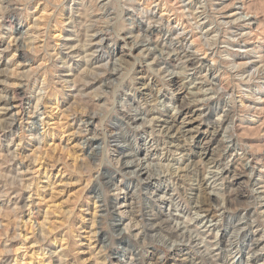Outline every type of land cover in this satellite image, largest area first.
Wrapping results in <instances>:
<instances>
[{"label": "clouds", "instance_id": "obj_1", "mask_svg": "<svg viewBox=\"0 0 264 264\" xmlns=\"http://www.w3.org/2000/svg\"><path fill=\"white\" fill-rule=\"evenodd\" d=\"M160 2L0 0V42L7 41L0 57L23 52L27 68L0 71V264H21L13 242L23 240V217L30 264H178L180 256L189 264H235L249 225L243 218L226 221L225 213L264 205V184L249 187L247 172L249 201L223 193L227 177L218 173L227 165L213 169L219 155L197 160L199 128L177 127V118L195 106V118L223 134V151L234 145L247 153L236 124L244 115L240 81L264 80V0H231L227 7L235 11L226 20L214 0L164 3V18ZM182 7L186 15L175 26L167 23ZM205 21L211 29L201 28ZM256 39L244 51L259 67L245 77L233 45ZM205 55L211 63L201 62ZM12 75L20 93L8 91ZM57 138L65 148L58 157L49 147ZM240 160L243 172L249 162ZM250 163L264 172V161ZM56 165L78 190L60 222L42 225L39 205ZM254 222L264 232V213ZM262 253L264 247H250L248 264Z\"/></svg>", "mask_w": 264, "mask_h": 264}, {"label": "rangeland", "instance_id": "obj_2", "mask_svg": "<svg viewBox=\"0 0 264 264\" xmlns=\"http://www.w3.org/2000/svg\"><path fill=\"white\" fill-rule=\"evenodd\" d=\"M178 0H161L158 5L157 12L160 18H164L167 16V10L164 8V3H167L169 7H174ZM231 3V0H214L212 7L214 10L223 9L222 20H226L232 17V13L235 11L233 8H228L227 5ZM183 7L177 12L173 13V19L167 21V23L175 26L178 23V17L185 16ZM180 23L187 24L188 21L186 19L180 21ZM202 29L208 30L212 28V21H205L201 25ZM232 28L234 30H240L238 25H233ZM182 30V29H181ZM255 31V28L252 29ZM246 31V30H240ZM214 34V33H213ZM64 33L54 34V38L58 36H63ZM11 39V37H9ZM196 40V36L192 37L193 42ZM259 39L254 41L244 43V44H234L233 46L239 51L233 53L235 63L244 65V67L238 69V73L247 77L252 71L254 67H259V65L249 64L248 61L251 59L248 55H246L244 49L252 48L254 44H258ZM7 41L0 42V48L6 47ZM120 53L123 51V42H120ZM135 54V51H134ZM12 57L11 62L9 57ZM202 63L207 62L211 63L208 55H205L201 61ZM81 64L82 70L83 62H77ZM17 65L21 67L17 69ZM5 68L9 70L15 69L17 71H26V65L24 61V53L16 52L13 56L11 52H5L2 57H0V71H3ZM78 70V71H79ZM78 74L74 73L73 75ZM211 78V76L209 77ZM10 85H13L8 89L9 93H20L22 89L16 87L17 77L12 75L7 77ZM176 79V78H174ZM4 85L0 84V88H3ZM240 89L243 90V94L239 97V104L241 108V112L244 115L236 121V124L239 126L237 130L238 136L242 139L243 145L247 147V153L241 151V149L237 146L230 147L227 151H223L224 143L221 141V137L223 134L214 135V129L209 128L208 123L201 124V122L196 119V116L200 115V111L196 110L195 106L192 108L185 109L177 118V127L181 123H184L186 129L191 130L194 128H199V132L196 134L197 144L201 146L205 141L209 142L207 144L208 152L204 157V163L208 161H212L216 155H219V159L212 165L213 169L217 167H223L224 164L227 167H223V170L218 173L219 175L226 176L227 179L224 181L223 185V193H233L235 199H239L241 202H246L250 200V194L245 195L246 189L243 188V185L246 181H249V177L244 174L247 172H252V179L249 181V187L254 185L264 184V172L259 170V166L253 171L251 166V161L259 160L264 161V80H261L259 75L252 80L251 82L245 83L244 81H240ZM184 93L183 95H186ZM183 96H181V99ZM15 103V102H13ZM14 110V109H13ZM212 119H215V116L210 114ZM62 118V117H61ZM206 120L208 117L205 118ZM187 121V123H185ZM59 123V119L57 120ZM64 140H67V137H64ZM54 145V146H53ZM49 147L52 148V152L55 156H61L65 154L64 144L61 143L60 138H57L54 141L49 143ZM35 149H33L34 151ZM203 151H200L197 154V160L200 159V155ZM222 153V154H221ZM234 153H236L234 155ZM30 154V153H28ZM203 155V154H202ZM240 156H245V160L248 161V166L243 169L241 172V164L244 161L240 160ZM68 159H72L71 154L68 155ZM74 162V161H73ZM40 172H45V169L40 168ZM51 180L53 182V186L47 196L45 197V203L43 205H39L43 208L45 213L44 216L40 218V222L43 225L44 222H48L51 224H55L60 222V213L62 211H66V205L73 198L75 192L78 190L77 185L71 179L66 176L61 175V168L59 165L54 166L49 173ZM65 185H68L67 189L64 188ZM207 186V185H206ZM63 189V191H61ZM200 189H196V195L199 196ZM213 201H215L216 197H211ZM130 202V201H129ZM94 206V205H93ZM237 209L236 212L225 213L226 221L235 217L236 220L233 221L235 223L237 220L244 218V222L246 224H250L249 228H246L245 233L246 237L243 241V247L241 253L234 259L235 264H248V250L255 244V250H259L260 247H264V240H261L260 237L264 235V232L255 230L259 227L258 222L255 221V215L257 213H264V205H261L258 209L255 207H250L246 210ZM214 211V210H213ZM248 212V215L243 216L240 213ZM51 212L52 215L49 217L47 214ZM237 215V216H236ZM240 215V216H238ZM239 217V218H238ZM210 218V217H207ZM25 222V227L21 230L20 234L23 237L22 241H14V253L16 256L21 258V264H30L32 261L31 255V240H30V230L28 228L29 220L27 217H23ZM3 217L0 216V227H3ZM25 233H28V236H25ZM219 239L223 242V245L226 246L228 244V234L221 230ZM258 241V243H256ZM245 242V243H244ZM0 251H3L0 249ZM25 253H28L25 256ZM256 261L264 262V253L257 256L253 261V264H256ZM178 264H189V258L187 256H180L178 260Z\"/></svg>", "mask_w": 264, "mask_h": 264}, {"label": "bare ground", "instance_id": "obj_3", "mask_svg": "<svg viewBox=\"0 0 264 264\" xmlns=\"http://www.w3.org/2000/svg\"><path fill=\"white\" fill-rule=\"evenodd\" d=\"M209 142L207 141V143H206V141L204 142V143H202L201 144V146H202V149H201V151H203V156H205L206 154H207V152H208V147H207V144H208ZM229 193V192H228ZM244 210H242V212H243ZM240 214H242L243 216H247L248 215V212L246 211L245 213H240ZM237 216V215H236ZM238 216H240V215H238ZM239 218V217H238ZM244 219V218H243ZM240 220V219H239ZM245 220V219H244ZM238 221V220H237ZM247 222V221H246ZM245 222V223H246ZM250 225V224H249ZM249 228V227H248ZM242 235H244V239H245V237L247 236L246 235V233H244V234H242ZM245 243V242H244ZM244 248V247H243ZM241 251H242V248L237 252V254H236V257L241 253ZM236 257H234V259L236 258Z\"/></svg>", "mask_w": 264, "mask_h": 264}]
</instances>
